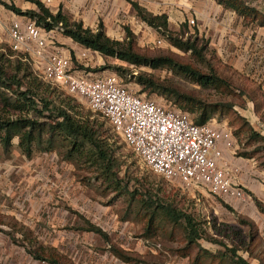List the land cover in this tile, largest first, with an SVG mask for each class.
<instances>
[{
  "label": "rangeland",
  "instance_id": "1",
  "mask_svg": "<svg viewBox=\"0 0 264 264\" xmlns=\"http://www.w3.org/2000/svg\"><path fill=\"white\" fill-rule=\"evenodd\" d=\"M36 1L53 14L62 10L85 28H103L113 40L123 41L130 30L142 51L169 54L205 72L214 69L229 85L204 89L168 69L137 68L89 51L59 31L45 35V51L66 49L73 69L83 76L117 75L133 93L174 105V98L141 93L143 88L135 77L143 71L182 94L223 106L214 118L232 133L242 127L238 115L264 133V28L244 21L216 0H0V55L8 54L12 47V23L30 20L10 11L5 4L22 12H39ZM244 1L264 13V0ZM135 3L153 14L168 15L173 37L199 40V47L206 45L207 63L199 65L190 52L175 48L163 33L138 18ZM19 53L29 55L34 72L42 79L45 62L25 50ZM81 66L89 73H84ZM119 67L130 69L131 74L123 76ZM75 99L84 119L88 118L114 147L120 167L119 186L110 183L99 166L85 159L77 164L65 161L62 151L46 152L36 146L32 156L27 157L18 138L13 140L9 155L0 146V264H49L33 259L28 249L43 257H55L58 264H189V258L183 257V222L174 225L157 210V202L170 204L195 220L203 234L200 245L218 258L208 264H231L230 254L218 243L238 248L249 264H264V197L256 196L261 200L257 204L254 193L247 190L251 203L244 207L237 200L233 203L207 190L187 188L177 179L157 175L100 114L91 111L85 99ZM228 105L234 108L230 110ZM190 107L186 110L196 123L197 112L192 113ZM233 137L234 146L227 161L238 168L239 172L233 175L235 183L239 184L241 175L252 182L259 176L257 182L264 185V174L260 173L264 154L255 159L262 171L250 176L249 166L241 162L242 153L247 151L243 148L246 138L243 134ZM87 223L100 228L110 242L86 231ZM113 251L130 261L125 263ZM221 254L225 256L219 257Z\"/></svg>",
  "mask_w": 264,
  "mask_h": 264
},
{
  "label": "trees",
  "instance_id": "2",
  "mask_svg": "<svg viewBox=\"0 0 264 264\" xmlns=\"http://www.w3.org/2000/svg\"><path fill=\"white\" fill-rule=\"evenodd\" d=\"M216 2L225 9L236 13L244 21H249L251 24L264 28V13L249 5L246 1L216 0ZM36 5L39 12H22L20 9L8 4H5V7L17 15L28 16L47 33L58 30L63 36L73 40L84 49L99 53L104 57L114 58L137 68L168 69L180 76L189 78L204 89H220L224 85H229L216 74L214 69L205 72L194 64L175 59L172 55H153L142 51L130 30H127L126 38L123 41L113 40L107 36L103 28L93 31L90 28H85L82 22L72 21L62 10L53 14L41 2L36 1ZM134 8L142 21L163 33L175 48L185 53L190 52L192 58L199 65L207 63L206 45L199 47V40L193 41L190 38L184 40L183 38L173 37L169 31V17L167 15H153L137 3L134 4ZM29 59V55L17 53L12 49L8 50V54L2 53L0 55V103L3 104L0 107V146L3 152L9 155L13 149V140L18 138L20 141L19 147L27 157L32 156L33 149L36 146L46 152L62 151L64 152L65 161L77 164L85 159L90 164L99 166L106 179L110 180V183L119 186L120 167L115 157L116 151L108 139H103L99 129L88 118L84 119L75 99L79 96L69 95L65 89L66 92L62 91L61 87L41 79L34 72ZM80 68L84 70V66ZM87 70L85 68L84 73H89ZM117 70L123 76L124 74L125 76L131 74L128 68L119 67ZM94 77L96 76L94 75L91 78ZM135 80L143 88L141 93L158 94L172 100L174 98L176 101L174 105L170 103L171 101L168 103L161 102L160 104L163 106L174 107L176 110L185 113H188L186 108L192 106V108L190 107L191 112H197L195 120L197 125H205L214 121L215 115L223 107L220 104H206L195 97L182 94L171 87L165 86L156 80L153 75L143 71L135 77ZM123 86L128 88L126 84H123ZM134 94L144 100H153ZM227 108L231 110L234 107L228 105ZM238 120L242 122V127L233 133L234 136L244 135L246 138L243 143L244 149L255 147L250 153H242V156L251 158L256 154H264V133L257 131L245 117L238 115ZM116 185L115 187L112 186L115 191L118 190ZM156 208L161 210V214L174 225L183 222L185 232L183 257L189 258V264H208L218 259L215 254L210 253L200 245L199 242L203 240V234L190 215L177 211L170 204L157 202ZM227 208L230 209L228 205ZM155 215L150 218L149 230L152 229ZM87 224L86 231L98 234L104 241L110 242L108 235L100 228ZM209 242H213V240ZM214 242L218 243V241ZM218 244L230 254L228 258L231 264H249L239 254L238 248L229 247L224 243ZM113 252L125 263L130 261L129 258L122 256L119 252ZM28 253L35 260L58 264L55 257H43L38 252L29 249ZM220 256L224 257L225 255L221 254Z\"/></svg>",
  "mask_w": 264,
  "mask_h": 264
},
{
  "label": "built area",
  "instance_id": "3",
  "mask_svg": "<svg viewBox=\"0 0 264 264\" xmlns=\"http://www.w3.org/2000/svg\"><path fill=\"white\" fill-rule=\"evenodd\" d=\"M48 34L31 19L13 22L9 27L11 49L17 53L25 50L43 60L42 79L85 99L91 110L100 114L157 175L250 206V197L233 178L238 168L225 156L234 146L230 129L215 120L197 125L188 113L135 96L117 75L91 78L90 74L77 73L66 49L45 51L44 38Z\"/></svg>",
  "mask_w": 264,
  "mask_h": 264
},
{
  "label": "crops",
  "instance_id": "4",
  "mask_svg": "<svg viewBox=\"0 0 264 264\" xmlns=\"http://www.w3.org/2000/svg\"><path fill=\"white\" fill-rule=\"evenodd\" d=\"M136 11V10H135ZM137 13V12H136ZM149 13H151V12H149ZM151 14H153V13H151ZM165 14V13H164ZM164 14H159V15H164ZM153 15H156V14H153ZM166 15V14H165ZM168 16V15H167ZM139 18V17H138ZM77 22V21H76ZM104 31V30H103ZM107 34V33H106ZM110 34V33H109ZM108 35V34H107ZM73 41V40H72ZM255 149V147H249V148H247L246 150V152H248V153H250V152H252L253 150ZM230 151H226V153H225V156H226V159H228L227 158V156H228V153H229ZM257 156H261V154H256V155H253L251 158H243L242 160L243 161H241V162H243V163H246L248 166H249V170L251 171L250 173V176H252V175H254V176H257V174L260 172V171H262V170H260V169H258V166H257V162H255V159L257 158ZM260 160H263L264 161V157L262 156V159L260 158ZM262 161V162H263ZM240 161H238L237 163H241ZM263 165L261 166L262 168H263V172H260V173H263L264 174V162L262 163ZM237 165V164H236ZM258 177L259 176H257L256 177V179L252 182V181H246L245 179H244V177H243V175H241V178L239 179V186H241L243 189H245V191L246 192H248V191H252V193H254V195H252L255 199L257 198L256 196H258V197H260V196H262V197H264V185H262V183L261 182H257V179H258ZM257 182V183H256ZM248 190V191H247ZM258 199H260V198H257L256 200H255V202L258 204L259 203V201H261V200H258ZM233 203H235L236 201H232ZM236 203H238V202H236ZM239 204L242 206V204L239 202ZM245 207V206H244Z\"/></svg>",
  "mask_w": 264,
  "mask_h": 264
}]
</instances>
